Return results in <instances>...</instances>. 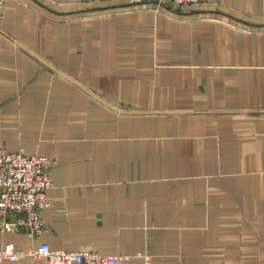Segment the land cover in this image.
<instances>
[{"label":"crops","instance_id":"crops-1","mask_svg":"<svg viewBox=\"0 0 264 264\" xmlns=\"http://www.w3.org/2000/svg\"><path fill=\"white\" fill-rule=\"evenodd\" d=\"M0 149L53 181L46 233L0 247L264 264V0H8Z\"/></svg>","mask_w":264,"mask_h":264},{"label":"built area","instance_id":"built-area-1","mask_svg":"<svg viewBox=\"0 0 264 264\" xmlns=\"http://www.w3.org/2000/svg\"><path fill=\"white\" fill-rule=\"evenodd\" d=\"M7 1L0 0V16ZM156 2L158 5L190 7L201 0ZM50 167L51 160L45 155L0 149V231L23 229L35 239L46 233L47 227L41 213L50 205L47 197V191L53 187ZM24 257L43 259L45 264H119L121 260L120 256L105 255L91 249H53L48 243L30 247L26 252L18 250L13 242L0 247V263ZM145 264H150L148 258Z\"/></svg>","mask_w":264,"mask_h":264}]
</instances>
